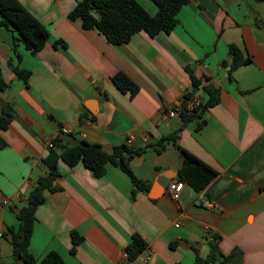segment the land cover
Wrapping results in <instances>:
<instances>
[{"label": "crops", "instance_id": "1", "mask_svg": "<svg viewBox=\"0 0 264 264\" xmlns=\"http://www.w3.org/2000/svg\"><path fill=\"white\" fill-rule=\"evenodd\" d=\"M19 1L50 37L32 53L0 25V70L8 84L0 91V113L14 114L1 131L0 264H24L4 234L47 174L42 159L56 140L59 150L82 140L108 153L124 144L138 150L129 165L149 188L135 187L112 163L96 177L82 161L61 162L60 188L45 190L35 213L29 245L35 264L50 251L66 264H140L145 255L147 264H196L213 242L217 253L231 254L216 264H264V0H189L170 33L140 31L121 44L69 17L79 0ZM139 1L157 12L154 0ZM232 44L252 61L232 69ZM15 68L29 72L27 82ZM120 72L135 92L115 84ZM193 77L201 80L197 94L204 97L201 87L213 83L219 100L182 127L181 116L169 110L194 88ZM163 139L166 148L187 150L212 167L216 178L200 191L184 181L172 199L168 186L180 178L185 159L175 167L154 165ZM74 233L80 240L72 250ZM134 234L146 246L129 260L125 248Z\"/></svg>", "mask_w": 264, "mask_h": 264}, {"label": "trees", "instance_id": "2", "mask_svg": "<svg viewBox=\"0 0 264 264\" xmlns=\"http://www.w3.org/2000/svg\"><path fill=\"white\" fill-rule=\"evenodd\" d=\"M157 12H149L139 0H79L70 11L71 19L80 18L84 29H96L103 34L108 41L114 44L128 42L132 36L140 31L154 37L159 33H170L178 23V13L189 0H154ZM0 25L10 28L18 34L24 46L32 53L38 52L50 37L47 27L19 0H0ZM233 56L232 69L252 61L249 54L236 45L229 46ZM17 75L27 82L29 72L15 68ZM113 80L122 90H137L136 84L124 73H117ZM194 88L185 94V97L194 93L201 85V80L193 77ZM7 82L1 75L0 91L7 87ZM202 104L194 112L181 110L179 115L183 120L182 127L190 121L199 118L201 112L219 100L218 88L213 83L204 84ZM14 114L11 108H5L0 113V147L6 144L1 136V131L7 129ZM174 137V136H172ZM170 138V137H169ZM168 139V138H165ZM158 145V150L166 149L163 141ZM60 141L56 140V144ZM55 144V145H56ZM183 152L184 162L179 168V179L188 182L195 190L204 189L216 176L217 171L196 158L187 150ZM138 150H133L127 145L117 146L112 153L106 152L101 145L82 140L75 146L57 149L49 147L48 155L42 159L47 167V174L37 178L33 188L27 195V202L17 212V225H10L4 235H10L13 246V255L20 258L24 264H35L37 259L29 250L30 240L36 210L45 200L44 191H55L60 187L55 183L60 175L61 162L74 166L82 161L96 177H102L107 172V164L120 166L130 177L135 187L148 189L149 184L138 178L132 171L129 160ZM76 233L73 234V248L79 242ZM143 238L134 234L132 241L125 248L129 260H137L145 249ZM217 242L212 243L210 253L206 257L196 256V264H216L219 260L224 262L230 255L217 253ZM42 264H66L63 257L56 251H50L43 259Z\"/></svg>", "mask_w": 264, "mask_h": 264}, {"label": "built area", "instance_id": "3", "mask_svg": "<svg viewBox=\"0 0 264 264\" xmlns=\"http://www.w3.org/2000/svg\"><path fill=\"white\" fill-rule=\"evenodd\" d=\"M202 102H203V97L201 95L197 94L196 92L191 93L187 97H184V99H183V101L179 107L171 108L169 110V115L175 116V115L179 114V112L181 110H184L187 112H194L202 104ZM61 130H62L63 134H67L70 132V128H68L67 126L62 127ZM132 142H133V137H129L127 139V143L130 144ZM48 145H49V147H54L55 142L50 141ZM184 185H185V182L181 179H177V180L170 182V184L168 186V190H169V193H170V196L172 199L177 200L179 198L180 192L183 189ZM206 203L209 206H214V202L212 200L207 199ZM175 225L179 226L180 223L177 222V223H175ZM149 259H150V256L145 255L142 258V260L140 261V264H147Z\"/></svg>", "mask_w": 264, "mask_h": 264}, {"label": "water", "instance_id": "4", "mask_svg": "<svg viewBox=\"0 0 264 264\" xmlns=\"http://www.w3.org/2000/svg\"><path fill=\"white\" fill-rule=\"evenodd\" d=\"M231 62V61H230ZM142 157L141 154H139ZM183 152L177 148H166L160 151L153 159V164L156 166L175 167L181 163ZM135 159V158H134ZM131 165H134V160L131 159Z\"/></svg>", "mask_w": 264, "mask_h": 264}]
</instances>
